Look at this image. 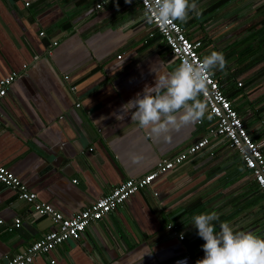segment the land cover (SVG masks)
Here are the masks:
<instances>
[{
    "label": "crops",
    "instance_id": "1",
    "mask_svg": "<svg viewBox=\"0 0 264 264\" xmlns=\"http://www.w3.org/2000/svg\"><path fill=\"white\" fill-rule=\"evenodd\" d=\"M195 3L200 15L177 22L201 40L202 59L223 53L226 67L213 76L264 150V0ZM149 32L136 0H0V77L17 73L0 100V165L39 201L69 217L162 157L208 138L181 165L30 264H196L204 241L191 218L213 211L217 231L227 222L264 238V195L237 153L207 131L208 112L167 140L150 136L130 113L116 119L155 75L179 65ZM133 155L141 159L133 162ZM53 227L0 183V264Z\"/></svg>",
    "mask_w": 264,
    "mask_h": 264
},
{
    "label": "built area",
    "instance_id": "2",
    "mask_svg": "<svg viewBox=\"0 0 264 264\" xmlns=\"http://www.w3.org/2000/svg\"><path fill=\"white\" fill-rule=\"evenodd\" d=\"M136 1L144 16L148 0ZM100 5L101 2H98L95 4V8ZM148 25L150 26L148 36L158 34L169 54L178 64H181L185 59L192 63L202 61L198 53V49L202 45L201 40L189 38L177 21H173L166 27H161L155 22ZM42 34V31L39 32V35ZM16 76L17 73L12 72L0 77V100L5 96L8 86ZM63 79H67V75H63ZM236 85L240 86L241 83L237 82ZM73 87L71 85L70 89ZM200 98L208 105V114H211L213 119L211 127L207 131L222 138L228 147L237 153L243 169L264 195V152L262 146L250 138L239 115L232 107L230 99L223 94L219 81L213 75L208 77L206 93L202 94ZM75 105L78 106L77 103ZM207 143L208 138L201 136L176 153L159 159L154 168L143 175L122 180L106 194L98 196L69 217L63 216L50 204L39 201L34 192L29 191L13 173L5 166L0 165V183L13 190L18 199L30 204L34 214L47 216L51 224L54 225L40 238L32 241L19 252L6 257L1 264H30L35 257L50 251L62 241L68 238H77L90 223L102 219L105 214L122 204L129 196L149 186L158 176L181 165L187 158L204 148ZM20 223V219L16 217L13 219L12 227H19ZM12 227H8V230H11ZM180 238L182 237L180 236ZM49 262L53 263L52 260Z\"/></svg>",
    "mask_w": 264,
    "mask_h": 264
},
{
    "label": "clouds",
    "instance_id": "3",
    "mask_svg": "<svg viewBox=\"0 0 264 264\" xmlns=\"http://www.w3.org/2000/svg\"><path fill=\"white\" fill-rule=\"evenodd\" d=\"M190 12L200 15L195 0H148L144 19L148 24L155 22L166 27L173 21L186 22ZM226 63L223 53L218 51H212L197 63L185 59L171 72L155 75L154 85H145L142 94L137 93L134 99L121 105L116 119L123 120L130 113L131 121L150 136L169 139L172 130L205 118L208 105L200 96L206 93L208 77L216 69L224 70ZM207 118L211 119V114ZM139 159L137 155L132 157L133 162ZM191 219L197 235L204 241V256L196 264H264V238L252 232L234 231L227 222H221L217 231L214 222L219 216L214 211L193 215Z\"/></svg>",
    "mask_w": 264,
    "mask_h": 264
},
{
    "label": "trees",
    "instance_id": "4",
    "mask_svg": "<svg viewBox=\"0 0 264 264\" xmlns=\"http://www.w3.org/2000/svg\"><path fill=\"white\" fill-rule=\"evenodd\" d=\"M200 55V54H199ZM251 66H253V63L252 64H250L248 67H251ZM213 75V74H212ZM217 80H218V78H217ZM219 81V84H221L222 82H223V80H218ZM222 90V89H221ZM222 92H223V94L227 97V98H230L231 96H232V94H226L223 90H222ZM231 105H232V107L236 110V108L234 107V105L231 103ZM247 131V130H246ZM248 132V131H247ZM250 136V135H249ZM250 138L252 139V140H254L253 139V137H251L250 136ZM262 151L264 152V150L262 149Z\"/></svg>",
    "mask_w": 264,
    "mask_h": 264
}]
</instances>
